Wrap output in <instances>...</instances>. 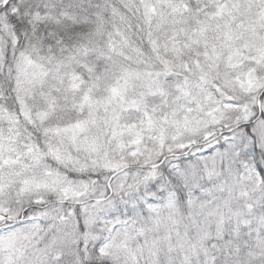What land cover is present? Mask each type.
I'll list each match as a JSON object with an SVG mask.
<instances>
[{
    "label": "snow or ice",
    "instance_id": "snow-or-ice-1",
    "mask_svg": "<svg viewBox=\"0 0 264 264\" xmlns=\"http://www.w3.org/2000/svg\"><path fill=\"white\" fill-rule=\"evenodd\" d=\"M0 264H264V0H0Z\"/></svg>",
    "mask_w": 264,
    "mask_h": 264
}]
</instances>
